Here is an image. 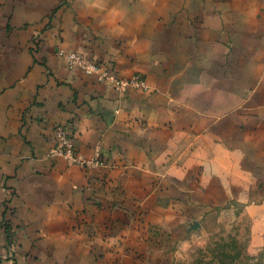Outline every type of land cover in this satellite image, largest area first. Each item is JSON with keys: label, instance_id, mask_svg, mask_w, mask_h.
<instances>
[{"label": "crops", "instance_id": "obj_1", "mask_svg": "<svg viewBox=\"0 0 264 264\" xmlns=\"http://www.w3.org/2000/svg\"><path fill=\"white\" fill-rule=\"evenodd\" d=\"M227 204L264 221V0H0V264H111Z\"/></svg>", "mask_w": 264, "mask_h": 264}, {"label": "rangeland", "instance_id": "obj_2", "mask_svg": "<svg viewBox=\"0 0 264 264\" xmlns=\"http://www.w3.org/2000/svg\"><path fill=\"white\" fill-rule=\"evenodd\" d=\"M216 222L206 231L172 236L166 230H149L136 250L115 249L111 264H264V221L258 224L244 206L227 204L218 210ZM134 216H132V222ZM135 223V221H134ZM141 222H137L139 225ZM135 227V226H134ZM114 227V229H117ZM171 228L170 231H174ZM176 232V230H175ZM179 235V236H178ZM128 237H126L127 240ZM121 242L120 238H116ZM133 241V240H132ZM136 242V241H135ZM117 244L114 243L113 247ZM112 245H110V248Z\"/></svg>", "mask_w": 264, "mask_h": 264}, {"label": "built area", "instance_id": "obj_3", "mask_svg": "<svg viewBox=\"0 0 264 264\" xmlns=\"http://www.w3.org/2000/svg\"><path fill=\"white\" fill-rule=\"evenodd\" d=\"M57 55L64 61L68 68L78 69L85 74L96 75L99 80L107 79L117 90H124L128 85L136 86L141 83L140 78L136 75H132L129 78H114L102 68L97 58H91L80 50H68L60 47L57 49ZM54 142L55 145L50 153L63 157L68 164L88 165L92 162L91 160H86L74 151L70 135L62 124L54 127Z\"/></svg>", "mask_w": 264, "mask_h": 264}]
</instances>
